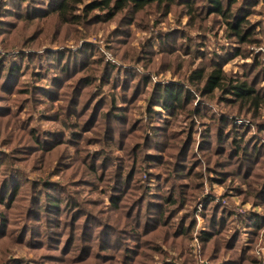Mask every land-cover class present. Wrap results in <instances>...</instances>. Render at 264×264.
Here are the masks:
<instances>
[{
	"label": "rangeland",
	"instance_id": "1",
	"mask_svg": "<svg viewBox=\"0 0 264 264\" xmlns=\"http://www.w3.org/2000/svg\"><path fill=\"white\" fill-rule=\"evenodd\" d=\"M59 1L0 0V264H264V0L249 43L209 0ZM218 61L257 105L195 89Z\"/></svg>",
	"mask_w": 264,
	"mask_h": 264
},
{
	"label": "trees",
	"instance_id": "2",
	"mask_svg": "<svg viewBox=\"0 0 264 264\" xmlns=\"http://www.w3.org/2000/svg\"><path fill=\"white\" fill-rule=\"evenodd\" d=\"M85 0H60L56 6L57 11L62 15L66 16V14L69 12V6L71 3L74 4H80ZM93 2L94 8L90 6L93 9H102L107 10L109 13L112 11H118L121 9H125L129 7L130 5H134L136 8H142L146 4L152 3L154 1H160V2H171L176 3V0H90ZM212 5H210V8L213 9L211 11V15H214V20L217 18H222L223 24L226 26V31L230 35V37L235 38L236 40L240 41L241 43H249L253 41L254 31L253 27L251 25V22L249 20V16L254 11L255 7L257 6L258 0L251 3L248 8L247 6L241 5L238 3V0H209ZM190 4H195L194 2H190ZM254 5V7H252ZM200 10L198 8L195 9ZM207 11H203L201 13V16H197L196 12H193V9H191L190 15L193 17V23H199L201 24V20L205 15ZM20 16V15H19ZM10 23L9 20H6L5 22ZM222 62L218 61L211 65L210 72H208V69L205 65L195 69L192 71V73L189 75V80L192 81L193 86L198 92H204L205 95H207L209 98H212L215 94L217 89H220L223 93H231L234 94L237 100H242L243 105L248 107V104L250 102H253L254 105H257L259 101H261V96L259 93L254 90L251 83H248L247 80H241L238 78L228 77L226 73L224 72L222 66ZM236 82V83H235ZM179 89V90H178ZM174 88V87H161V96L160 100H162V103L164 105V108L166 110L176 108L177 111L187 110L188 114L191 113H199L198 111H195L194 108H188V105L191 101V99L194 98V95L188 91L186 88L180 89V88ZM186 99V102H185ZM211 113V112H209ZM232 134H235L234 131H232ZM231 134V135H232ZM215 139V137H213ZM206 142L208 140V137L205 138ZM211 142V140H208V144ZM239 142H242V139L239 140ZM239 142H234L235 145H237L238 149H241V153H245L246 149L242 148V143L239 144ZM211 147V146H209ZM183 152L186 151V148L182 149ZM240 153V154H241ZM239 154V151L237 155ZM5 162L8 161V156H5L3 159ZM179 167V166H177ZM182 175V174H181ZM177 176V173H176ZM37 180V179H34ZM177 185H174L172 188V194L175 191ZM179 193L183 200L185 199V191H189L186 189L187 186L185 185H178ZM174 199V200H173ZM167 200L168 204L172 201L178 200V197L176 196H167L165 198V201ZM167 204V203H166ZM50 207H54L59 210V206L55 203L49 204ZM162 210L164 209V205L161 206ZM159 219H163L162 217H159ZM162 222V221H161ZM64 223V222H63ZM163 223L165 225L171 224V221H169V218L163 219ZM61 224V223H60ZM184 222H181L180 225H183ZM137 227L141 226V219H137L136 223ZM146 230V229H145ZM208 234V233H206ZM103 235V234H102ZM96 237L93 238L92 241L95 240Z\"/></svg>",
	"mask_w": 264,
	"mask_h": 264
}]
</instances>
